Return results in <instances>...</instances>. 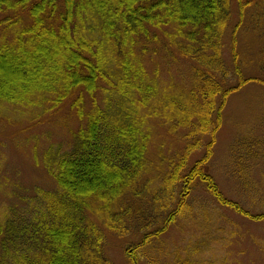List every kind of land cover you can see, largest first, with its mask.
<instances>
[{"label":"trees","instance_id":"obj_1","mask_svg":"<svg viewBox=\"0 0 264 264\" xmlns=\"http://www.w3.org/2000/svg\"><path fill=\"white\" fill-rule=\"evenodd\" d=\"M262 6L0 0V114L65 112L70 138L68 149L43 154L55 188L6 208L0 264H117L107 252L112 238L125 242L128 264H209L198 245L211 242L221 209L264 221L226 197L208 170L230 100L264 85ZM174 65L186 68L181 82ZM157 131L177 143L168 157ZM236 174L251 189L248 174ZM199 188L208 199L193 200ZM193 205L194 226L207 231L201 243L184 257L159 250Z\"/></svg>","mask_w":264,"mask_h":264},{"label":"rangeland","instance_id":"obj_2","mask_svg":"<svg viewBox=\"0 0 264 264\" xmlns=\"http://www.w3.org/2000/svg\"><path fill=\"white\" fill-rule=\"evenodd\" d=\"M261 8L258 32L264 44V7ZM161 70L164 81H170L162 62ZM172 71L175 82L186 77L185 66L174 65ZM20 109L10 107L0 114V221L8 206L24 205V200L35 195L36 189L55 188L42 165L43 154L49 147L62 150L69 147L70 138L63 128L65 112L52 117L40 112L32 118ZM225 112L208 170L226 197L255 214L264 213V85L256 84L234 95ZM70 121V125H76ZM155 133L156 145L160 148L164 145L163 154L168 157L174 151L171 145L177 143L173 140L167 143L164 132ZM238 157H243L242 165ZM236 173L248 174L245 177L251 182V189L241 185ZM206 193L203 188L197 189L193 200L194 196L198 200L208 199ZM220 212L223 216L219 217V226L211 231V242L206 247L198 245L206 253L204 259L209 264H264V221H252L228 209ZM202 235L206 236L207 231L194 226L193 205L185 219L171 226L161 244H156L159 250L163 248L173 257L177 252L184 257L188 250H194V245L201 243ZM125 250L123 240H109L107 252L117 264H128Z\"/></svg>","mask_w":264,"mask_h":264}]
</instances>
